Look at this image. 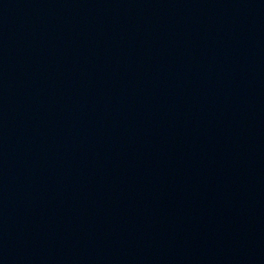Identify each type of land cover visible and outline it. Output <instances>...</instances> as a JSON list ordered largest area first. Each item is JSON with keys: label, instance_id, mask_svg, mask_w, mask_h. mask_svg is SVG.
<instances>
[{"label": "water", "instance_id": "95a60500", "mask_svg": "<svg viewBox=\"0 0 264 264\" xmlns=\"http://www.w3.org/2000/svg\"><path fill=\"white\" fill-rule=\"evenodd\" d=\"M0 264H264V0H0Z\"/></svg>", "mask_w": 264, "mask_h": 264}]
</instances>
